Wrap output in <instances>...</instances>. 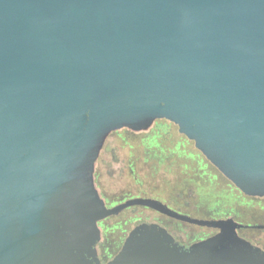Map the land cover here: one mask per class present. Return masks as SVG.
Segmentation results:
<instances>
[{"label":"water","instance_id":"95a60500","mask_svg":"<svg viewBox=\"0 0 264 264\" xmlns=\"http://www.w3.org/2000/svg\"><path fill=\"white\" fill-rule=\"evenodd\" d=\"M158 120L264 201V0H0V264H102L103 221L131 206L217 232L186 247L136 222L106 264H264L234 215L109 205L108 138Z\"/></svg>","mask_w":264,"mask_h":264},{"label":"rangeland","instance_id":"374dc122","mask_svg":"<svg viewBox=\"0 0 264 264\" xmlns=\"http://www.w3.org/2000/svg\"><path fill=\"white\" fill-rule=\"evenodd\" d=\"M161 133L164 136L157 135ZM154 135L161 144L151 142ZM212 170L193 141L179 133L174 124L166 128L154 124L150 131L136 137L115 132L108 138L98 161V182L111 199L146 194L174 208L217 216L233 212L246 221L264 224V201H250L218 180L210 189L203 184L208 175L214 174ZM137 218L165 222L187 243L211 233L206 227L171 221L156 210L134 207L108 220L114 231L113 241L126 234ZM254 238L264 247V229Z\"/></svg>","mask_w":264,"mask_h":264},{"label":"flooded vegetation","instance_id":"af4514ba","mask_svg":"<svg viewBox=\"0 0 264 264\" xmlns=\"http://www.w3.org/2000/svg\"><path fill=\"white\" fill-rule=\"evenodd\" d=\"M117 133L123 134L126 137H128V136L136 137V136H138L139 134H141L143 132H133V131H130V130H121V131H118ZM206 165H207L208 168L213 169L212 171H213L214 174L213 175L210 174V175H208V177L205 178V180L203 181V184L205 186H209V185H211L213 183H216V181L218 180L219 182L226 183V185L232 191L233 190H236L242 197H244L241 194V192L237 188H235L213 165L209 164L207 161H206ZM135 196L148 197V196H146V194H141V195H126V196H121V197H118V198H115V199H111L110 197L107 196V198H108L109 205L112 206V205H116L118 203H121L122 201H124V200H126L128 198L135 197ZM245 198L246 199H249L247 197H245ZM249 200L250 201H253L252 199H249ZM134 207H142V206H131V207H127L120 214L114 215V216H110V217H108L107 219H105L103 221V225H104V229H105L104 230V236H103V240L98 243L99 256H100V259H101V263L102 264H106L113 257V255L120 249V247L122 246L124 237H125V234L124 235H120V237H118L117 239H115V241H113L112 234H114V231L111 232V228H109V225H108V220H110L112 218H115V217H118V216H121L128 209L134 208ZM143 208H147V207H143ZM174 209H176V210H178V211H180L182 213L189 214V215H191L193 217L201 218V219L223 218V217H227L229 215H234L239 221H241L242 223L245 224V226L240 229V233L245 238L253 241L256 244L261 245L260 243H258L255 240L254 236H255V233L257 231H260V230L264 229V224H262V223H259V222H256V221H246L244 219L239 218L233 212H227V213H224L222 216H217L215 214H209V213L207 214L204 211H202L200 213H195V212H191V211L182 210V209H179V208H174ZM162 215L167 216L165 214H162ZM167 217H169V216H167ZM169 218H170L171 221H174V222L175 221H178V222H182V223H188V222H183V221H180V220L171 218V217H169ZM161 224L165 225L175 235V237L179 241V243L182 244V245H184V246H186V247L190 246L195 241H198L200 239H203L205 237H208V236L214 234L215 232H217V229H215V228L206 227V228H208L210 230L211 233H209L208 235H205V236H203V237H201V238H199L197 240H194L192 242L187 243L185 241H182L179 238V236L175 232V228H171V226L169 224L165 223V222H162ZM202 227H204V226H202Z\"/></svg>","mask_w":264,"mask_h":264},{"label":"trees","instance_id":"16d2710c","mask_svg":"<svg viewBox=\"0 0 264 264\" xmlns=\"http://www.w3.org/2000/svg\"><path fill=\"white\" fill-rule=\"evenodd\" d=\"M156 124H157V126L158 127H163V128H166L168 125H170V123H168V121L167 120H158L157 122H156ZM157 135H163L164 136V134L163 133H161V134H157ZM151 142L154 144V143H156L157 145H159V144H161V141L160 142H158V136H156V135H154V136H151ZM212 185V184H211ZM208 189H210V185L209 186H206ZM137 220H138V222H140V221H146L145 219H143V218H137Z\"/></svg>","mask_w":264,"mask_h":264}]
</instances>
